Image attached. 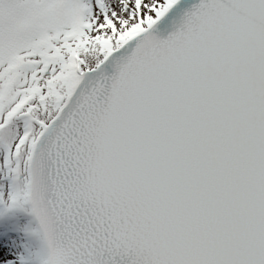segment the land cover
<instances>
[{
	"label": "snow or ice",
	"instance_id": "snow-or-ice-1",
	"mask_svg": "<svg viewBox=\"0 0 264 264\" xmlns=\"http://www.w3.org/2000/svg\"><path fill=\"white\" fill-rule=\"evenodd\" d=\"M0 264H264V0H0Z\"/></svg>",
	"mask_w": 264,
	"mask_h": 264
}]
</instances>
